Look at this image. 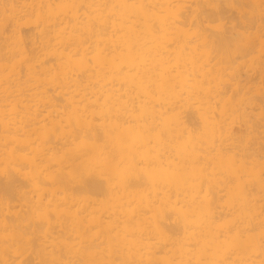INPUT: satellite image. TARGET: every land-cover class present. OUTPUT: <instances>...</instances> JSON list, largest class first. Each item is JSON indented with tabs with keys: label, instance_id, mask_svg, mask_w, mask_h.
Returning a JSON list of instances; mask_svg holds the SVG:
<instances>
[{
	"label": "bare ground",
	"instance_id": "bare-ground-1",
	"mask_svg": "<svg viewBox=\"0 0 264 264\" xmlns=\"http://www.w3.org/2000/svg\"><path fill=\"white\" fill-rule=\"evenodd\" d=\"M10 1L11 3H8L9 8L3 7V6L0 8L1 10L2 8L8 9V12H10V16L8 17L9 18L11 17V20H10L11 25L7 23L9 26H11L8 32L10 33V36L7 35L9 36V39L6 35L5 37L1 36L4 38H7L9 40V41L5 40V41H8L7 46L9 44L11 46L6 47V44H5V47H6L5 48L4 46L0 44L1 46L0 50H4V49L6 50V52H4L5 54L3 53L2 54L7 55L6 53L8 51H10V53L9 52L8 53L12 54V56H13V53L14 54L21 53V55H23L22 53L26 54V52H28L27 55H29V52H32L31 53L32 56H33V53H35V55L36 53H45L47 55L52 54L51 60H53L54 56L58 60L57 62L58 64H56L58 65L57 66L58 70L56 69L57 75L56 73H53L55 74L54 75L55 77L58 76L57 77L58 79L54 78V80L58 81V82L55 81L57 82V86L59 85L58 86L59 88L57 89L58 91L57 90L56 91L57 93L59 92L58 95L60 94L59 97L62 98L61 100L63 101V104H64L63 106L67 104V106H65L66 109L67 108L70 109L69 106L72 107V109L70 110L74 111L75 109L74 111L76 113L75 117L77 120L79 119L76 122H74L75 119L69 122L71 126L73 122L76 123V128L75 130H73L75 133L74 132L72 133V130L69 129L71 131V134H73L74 136L71 137V142H70V139L64 138L66 141L68 140L69 143L63 142L65 141L64 139L61 140V142L64 145L60 144L62 146H59L58 150L62 149L63 154L61 155L63 156L62 158H64L63 160L65 163V160H67L70 157L69 156L70 153L75 149L74 155L76 157H73V158H76L75 161L77 163H75L74 166H76L77 164V168L79 170V172L77 171V175L79 174L78 176H80V172L82 173L81 176L84 175L85 173L87 174V176H85L86 175L85 174L81 180L79 179L77 180L78 176L73 175V176H77L75 177L76 178L75 180H77V184H76L77 187H73V189L77 188L76 190H81L80 192L90 191L89 195L92 193L96 195L97 192L99 193L100 189L101 191L102 189H104L103 190L104 192L107 191V197H108V199H106L107 202L110 198L114 203V204H111L113 205V207L111 205L110 206L114 208L112 210H115L114 212L112 211V213L114 214L113 216L114 218H112L113 214L112 215L108 214L110 216L109 218L110 220H109L107 218L108 215L106 216L104 213L107 214V212L111 209V207L106 212L105 210H103L104 213L100 211L102 210V208L100 210L98 209L99 210L98 212L96 208V204H97L96 196L92 197V195H90L91 196V197L89 196L90 198H88L87 196L88 199L85 198L84 200L83 198H81V196L80 198L78 197L79 194H76L77 195L76 196L77 198H76L75 196H73L74 195L73 193H69V191H67L68 194L64 198H62L61 195H56L60 197L59 198L56 197L57 199H55L52 196V198L49 199V201L51 200L52 202V199L54 198L57 201V203H59L55 205L56 203L53 201L54 203L52 205H54V207L52 208L53 210H50V211H47L49 209V208L47 209V206L49 204L44 208L42 207V205H41L42 208L39 205V209H38L37 205L33 204L34 203L33 201L32 205H35L33 208L35 210V207H37L36 211L38 212V213L37 212L35 213H37L38 217L43 218V219L41 218L38 219L36 217L38 223L36 222V220L34 223L39 224V221L41 222V220H44L46 221V224H47V222H49L48 216H51L50 215L51 213L53 217H55L54 214L58 215L57 216L58 218L59 215L61 216L64 212H66L67 209H64L65 210L64 211L63 208H68L70 210L69 207L72 208V206L76 204V203L75 204L73 203V201H75L74 199H76L75 202H77V200L78 202L81 200L82 201L84 200V203L82 201L79 202V203H83V205L82 204L80 205L81 206L80 208H84L82 210L79 208L80 213L79 211L78 213L81 215V217L79 214L78 216L76 212H74L75 210L78 209V208L77 209L75 208L77 207V205L79 206V203H77V205L73 207L74 210H71L74 213L73 214L69 213V214L78 216V217L76 216L75 217L73 216V217L75 219L78 218L77 220H75L74 223H76V221L79 222L78 224L79 226L77 227L78 230L75 229L76 232L78 231L82 234L80 235L79 233V236H83L85 232L84 233L82 232L84 230L87 232L86 229L82 230V227L83 228L86 227L87 229L90 227L89 229H91V226L93 227L96 226L97 222L100 220V219L98 220L97 218L98 216L97 213H100V212H102L103 214L100 216L102 222L101 224H98L99 226L100 225L103 226L102 223L106 217L105 220L108 219L109 224L113 220H114V223L113 222L112 223L115 226L118 225L119 222H121L122 229L117 226L118 228L115 227L116 230H114L115 228L113 229L115 232L117 231V229H121L128 234L126 236V234L119 232V233H122V235L123 234L124 235L121 236L119 234L120 239L119 238L114 239L117 242H114V240H112L113 237L112 238L109 237L113 241L112 242L111 240H109L107 243L108 245L106 244L108 246L109 251L108 249H106V247L104 248V250L106 249L107 253L105 251H102L103 254L106 253L108 255L107 256L105 254L104 256L106 257L101 256L102 254H100V252L98 253L97 240H96L97 244H95L94 242L95 234H94L93 242H92V239L88 237L89 233H85L84 236L86 237V234L88 235L86 239L90 241V244L88 243V241L85 242V244L88 243V245H84V243H82L86 241V239L83 236L82 238L83 240L84 239L85 240L80 241L81 244L83 245H78L79 246L78 251L76 249L78 253L74 252L76 253L74 255H72L73 252L72 253L70 252L71 255H69V253L68 254L59 253L60 252L59 248H58L59 252L55 254L57 252V247L59 246L58 245L59 243H56L58 246L56 245V248H55L51 245L48 247L46 244L47 242L43 244L40 242L42 246H45V244L47 246V250L44 249L45 247L42 248V250L49 251V249L51 248V250L52 251L54 250L55 253H51V255L49 256H45V255L42 256V254L40 253L42 251L41 250L40 252L38 251L41 254V256L40 254L37 255L38 256L37 258H34L33 256V259L30 258L32 257L31 256L32 254L31 255L29 254L30 255V257L28 256L29 258L27 256L26 257L24 256L25 249L21 248V247H24L21 244L22 242L21 239H20L21 242L18 241L20 242V246L19 244H16V243L14 245V243L12 242L11 244H13V247L17 245L16 247L21 248V251L23 250V253L21 251H18L17 253L16 247H14L16 248L15 250L13 249L11 244H9L11 245L9 246L7 242L5 243L3 242L4 240H2L0 241L1 248L3 247L2 250L4 249L5 251L6 248H8V250L11 249L10 252H12V249H13L16 251L14 253L17 255L8 254L9 252L7 250H6L7 251V254H6V251L4 252L1 250L0 251V264H264V56H262L264 55V0H10ZM231 43H233L236 46V47L235 46L233 47H235V51H237V53L235 51L233 52L234 49H232ZM7 48H9V50ZM254 51H258L259 54H256L257 52H255L256 55L253 56L252 53ZM0 54H1V51H0ZM39 55L37 54L36 56L39 57ZM22 58L23 56L21 57L20 60H22ZM29 60L31 61V59ZM2 62H3V59H2ZM13 62L14 63L17 62L18 64L13 63L15 65L14 66L10 63L6 66L5 63L2 64L0 62V64H2L1 68H3V65H4V67H7L8 71L12 75L15 70L16 71L18 70V68L13 70L14 67H17L19 65V62L17 60H14ZM52 62L50 63L52 64ZM30 63H34V62H30ZM8 66L11 67L10 70ZM31 66L32 64L30 65V67ZM33 66L35 67V69L37 68L36 65H33ZM11 70H13L12 71L13 73H11ZM44 71L45 70L43 69V71L41 72L44 73ZM50 71L51 70H49V72ZM52 72L53 71H51V73ZM4 73L8 75L7 77L11 76L10 74H8V72L7 73L4 72ZM22 73L23 72H21V74ZM3 76L5 75L3 74L2 77ZM18 76L21 77L22 75L21 76L17 75V77ZM31 76L33 75H30V77ZM45 76L43 78L42 77L40 78V72H39L40 79H38L37 77L35 78V76L32 77V79L34 80L35 78V80L40 82L38 83L37 81H34L35 83H37L38 86L39 84L46 85V83L48 84L49 81L48 82L46 81L48 78H45ZM23 80L24 78L22 79V81ZM50 83L52 84V82ZM17 85L19 86V84ZM33 87H36V85ZM21 88H22V92H24V89L22 86L18 89H21ZM43 89H44V86H43ZM43 89H41V93L47 94V91H48L47 88H45L46 90L45 89L43 90ZM4 92H7V91H4ZM11 92H8V93H11ZM36 94L38 93H34V95ZM42 94L41 95L38 94V95L42 97V99L44 100L45 98H43L44 96H42ZM14 96H15L14 101L16 100L17 102L18 99H15L16 95ZM26 96H29V94ZM26 96L25 97L22 96V97L26 99ZM42 99L39 98V100H42ZM62 101H60V103H62ZM22 102L20 103L23 104ZM35 102L37 103V101ZM49 102H52V101L49 100ZM117 102L119 104H124L123 107L125 106L128 109L127 110L124 107L125 109H123V114L125 113L130 114V112H127V111H129V109L131 110V106H132V109H135L136 107L138 109L137 111H139V112H135L136 109L133 110L136 113V115L138 114L139 115L138 117L142 116V118H138V119H141L140 123H138L136 120H135L136 122L134 121L135 122L133 123L134 126L127 125V124H132L130 122L131 121L133 122L134 119H137L134 117L136 116L134 112H132L134 114L133 115L134 119L133 117L131 118V116L128 118V120L132 119L131 121L126 120L128 115L126 117L125 116L122 117L123 122H126V121L129 122V123L126 122V124L124 123L125 126L123 125V122H121L122 120L121 118L119 121L120 123H122L121 126L126 127L125 129L127 130V132L130 129H132L133 131V129L135 130L137 128L139 133H140V130H141V134L142 132L144 133L145 138H143L144 139L143 140L140 137L142 141L139 144L140 146L138 148L142 149L144 147V149H146L147 152L146 150L142 151L143 150L142 149L141 151L145 152V154L141 152L142 154H140L141 156L139 155L140 157L139 159L141 160L142 159L141 157L144 158V156L148 157V155L151 154L150 153L151 151L148 153L150 149L153 150L152 152H154L155 154V157H154L155 164L154 165L156 166H153V167L150 166V168L153 169L152 170L153 172L152 173L150 172L151 174L147 172L146 171L147 169L144 167L146 166V162H145L146 160L144 161L143 159V162L145 164L142 167H144V170L148 174L145 173V171L142 169L141 167L142 164L140 165L141 169L144 171L141 177L148 180V182L151 181V183L152 182L154 183L152 178H154L157 174H159L157 176L158 178L155 177L156 182L154 183L155 184L154 186H153V183L151 184L149 182V184L152 185L150 186L151 189H154L153 191H155L153 194L155 196L154 201L151 200L152 197L149 199L150 201H152L151 202L152 205L147 199L149 198L148 195L149 193H151L152 190L150 189V192L147 195V192H148L147 189H149L150 187L146 188V186L148 185L146 183L147 181L144 179H143L145 181L144 184H146L145 187L142 185L144 182L143 181L140 183V187H142V189L138 188L139 187L138 178H140V175L137 174L139 177L134 174L132 175V172H133V169L131 167L132 163H129L130 160H129V157H127V155L125 156L128 158L129 161L123 164L126 170L124 171L127 172V169L131 167L130 169H132V171L129 170L131 175L134 176V178L138 177L137 178L138 180L135 178L136 181L133 179H130L128 181L126 180L127 182L125 183L122 182L123 180L125 181V178L127 179L128 177L130 178L132 176L130 175L125 176L126 173L122 171L123 169L121 170V168H119L121 170V171L119 170V172L120 173L122 172L121 175L125 177L124 179H121L122 181L120 182L122 183L118 184L116 188L112 182L110 183L111 180L108 179V177L104 174L105 172V169H104V172L102 173L103 174L102 177L106 176L104 180L108 179L109 182L108 181L107 182L110 183V186L113 185L114 190L117 189L115 191L112 189L109 190L106 187V186L109 187V185H105V187L109 190L110 195H108V190L106 188H101L104 186V183L106 181L105 182L102 181L101 183L100 181L101 178L97 177L99 172L97 171L98 169L96 167L98 166L99 161L101 164L103 161L99 159V157H101L102 155L101 154L102 148L106 144V142H109V143L111 142L110 139L113 137H109L110 135H112L109 133L111 131L115 132L114 124L118 122L115 120L116 123L114 124L111 123V121H109V118L111 117H109L110 115L107 113L108 111L106 112L105 110H108V108H110L109 106H111V108L109 109L110 110L109 113L113 112L114 114L112 113L111 116L113 117L114 115V118H116L115 117L116 114L114 112L115 107L113 105L114 104L117 105L118 104ZM11 103L12 102H10V104ZM26 104H23V105H26ZM12 105L13 107L15 106L14 104ZM17 106H18V102H17L16 108L17 110H19L18 108L20 107L19 106L17 107ZM28 106L30 107V104L26 106L27 109H29ZM36 106H40V105L38 104ZM116 108H118V105L116 106ZM66 109H64L65 112L63 113H66ZM111 109H112V112H111ZM139 109L141 110V112ZM40 110L38 107V111ZM124 110L125 111L127 110V111L124 112ZM13 111H14V108H13ZM103 111L105 112L103 113ZM121 111H122V106H121ZM13 113L15 114V111ZM18 113L20 112L18 111ZM106 113L109 116L103 115ZM21 114L22 113H20L19 115ZM24 115L27 116L26 114ZM101 115L107 116L108 121L106 120V117L104 121L106 120L109 123L107 124L102 123L101 120L103 118L97 121L96 118L98 119V117H100ZM24 118H27V117H24ZM114 118H111V119H114ZM63 119H61L62 122H63ZM21 120H23L20 122L21 124L22 122L26 121L25 119H21ZM68 121L69 119L67 120V122ZM12 122L15 123L14 121ZM74 123L73 125L75 126ZM31 124L29 123V125L33 126L34 122ZM63 124L61 128H64ZM117 124L115 126H117ZM5 125L6 124H4V126ZM25 125L28 127V123ZM66 125H67V128H69L67 123ZM4 126L2 127L4 128ZM121 126H120V129H121ZM22 127H23V124H22ZM2 130L4 131V129ZM34 130L36 134L37 133L36 125L34 126ZM121 130H120V133H121ZM11 131H13V129ZM42 131L41 133L38 131V134L39 133L44 134L42 133ZM64 131H62V133L66 132ZM24 133L26 134V132ZM102 133L105 134L106 137L109 135L108 139L110 138L109 139L110 141L107 140L105 144L103 143L105 138L104 139H101L102 137L100 138V135ZM65 134L64 136H66ZM141 134L139 135L138 132L136 133L137 136L138 135L142 136ZM22 135L23 134H21L20 136ZM67 135H70V133ZM223 135H225V137L228 135L226 139L225 137H223L224 140L227 141L229 136H231L232 138L230 140L231 141L233 140L232 142L228 140L227 142H230V143H227V145L224 144L226 145V147L222 144V142L223 143L226 142V141H222L221 136ZM114 136L116 137V135ZM122 136H125V133ZM132 136L134 137L133 133H132ZM27 137L28 136H26V140L29 139V137L28 138ZM37 137L40 138L39 136ZM61 137H63V134ZM14 138L12 139L10 138V140L13 141ZM66 138H68V136H66ZM72 138H74L75 141L77 140L78 141L74 142L73 144ZM119 138H120L119 143L121 144L123 143V145L126 142L128 143V140L132 141L131 139H129L131 138L130 136L128 137V139L124 138L127 141L123 139V141L125 142L121 141V135H119ZM135 138L136 137H134V139ZM115 139H117L116 140V143H117L118 137ZM134 139L132 143L136 144L135 141L137 140L134 141ZM217 139H221V140L217 141ZM32 140L33 139L31 137L30 141L32 142ZM101 140H103V142ZM139 140L140 139H138V141ZM166 140L170 141L171 145H170V142L168 143L166 142ZM31 142H30V145L33 144ZM35 142L34 144L36 145L37 143ZM202 142H203V146L200 144ZM206 142L209 144L210 142H213L212 144L216 143L219 148H221V146H224V149H223L224 151L226 149L225 153L222 152L223 153L222 155L221 153H218L219 156L218 157L215 156L217 157V159L215 158V160H217L216 164H218L220 167L218 166L217 168V165L215 163L214 164L216 165V168L218 170H220L221 168V170L223 169L224 171L222 172L220 170L221 173L220 172L219 173L221 175L219 176V179L223 177L222 174L223 175L225 174L224 178H222L221 180L223 181V183L225 182L226 187L224 186V184L223 185L219 184L220 187L223 186L221 189L225 192V190L223 189L225 188L227 191L225 193H228V194H231L232 192L234 193V196H233L234 200H232L233 197L230 196L232 198L231 200L234 201V203L230 201V203H232L230 206L232 205L233 206L231 208L228 207L229 208L228 211H224L222 209V206L224 204L225 205L229 204L228 203L229 197H227L229 195H226L228 199L223 198V197L220 198L221 196H223L224 192L222 193L221 191H219L220 187L218 186L217 183L220 180L216 181L218 170L216 171L217 173L212 170L213 162H215L214 158H213L214 161L211 160L212 164H209L211 165V167L209 166V170L213 171L212 174L214 175V173H216L215 174L216 176H212L211 174L212 178H210V176H208L207 174L208 165L205 167L207 163L203 165L205 162H202L205 154L207 153V151H205L206 150L205 148H207L205 146L208 145ZM4 143L5 141H3V146H5ZM219 143H221V146L219 145ZM24 144H25V141L23 145ZM34 144L32 145L34 146L33 148L38 149V147H40V153H41V150H43L42 148L44 147H41V146L35 147ZM72 144L74 145L73 147L70 146ZM128 144H131V142H129ZM151 144H153V146ZM166 144H167V149H169L168 151L170 152H168L167 149L165 148ZM11 145L13 144L11 143ZM38 145H39V142H38ZM123 145L121 146L124 147ZM210 145H208V148H207V150L209 151L211 150L210 153L214 152V149L215 150L219 149V148H216L217 145L215 144L214 145L216 147L214 149H213L214 145L213 147L212 146L210 147ZM27 146L29 147V144ZM50 146H52V144H49V147ZM113 146L114 147H112V145L107 146L110 148L109 150L107 148L108 155H110V150H114V149H111V147L115 148L116 146L118 147L119 145H116V146L113 145ZM52 147H53V151L49 150L51 152H47L46 150L45 151L46 154L47 153L52 154L53 152V154L55 155L56 150H54L55 149L54 145ZM122 147L119 146L118 150L120 151V148H121V151H122V149H124ZM134 147L135 146L130 148L128 146V148L126 149L130 148L129 150H132ZM209 147L211 149H209ZM104 148H103V151H104ZM116 148L115 150H117ZM37 149H36L37 157H35L34 155L36 159L40 158L38 157L39 153ZM126 149L123 151L127 152ZM139 149L137 150L138 153H139ZM201 149H203L204 151ZM115 150L112 151V154L115 153ZM129 150L127 154H129L132 157V154H130ZM165 150L168 152V154H165ZM199 150L202 154L201 153L198 154ZM3 151H1V153ZM5 151L3 152L4 154L6 153ZM134 151L135 153L137 152L135 148H134ZM217 151L218 150H216L215 152L216 154L214 153L213 155H217ZM107 153L105 155H107ZM138 153H136L137 159L133 158L135 155L132 157V159H136L134 160L135 163L138 160V156H137ZM147 153L148 155H146ZM210 153L209 155H206L205 157L206 161L209 160V158L213 157L212 154L210 157ZM46 154L43 153V155L45 156L41 154L44 160H45L44 157H47ZM66 154H69L68 158ZM104 154L103 156H105ZM116 154L117 153H115V155ZM200 155H204L202 159H201L202 156ZM72 156L73 155H71L69 160L72 158ZM153 156L154 155L152 153L151 157ZM108 157L106 158L105 156L104 158L106 159L105 160L106 162L103 161L107 163L106 166H108V164L110 163H113L112 165H115V167L116 165H117V168L121 167L119 166V164L121 165L122 160L115 162L117 158L113 157L112 155L110 157H112L111 159L115 158L113 160L115 163L112 162V160H110V163H109L108 161L110 158ZM198 157L201 159V162ZM13 158L18 160L16 157H13ZM2 159H6V158L2 157ZM15 159L14 161H16ZM29 160H32V159H29ZM48 160L46 161L48 162ZM4 161L5 160H2V163ZM40 161H37V163L35 164L36 168L39 167L38 165H41L42 162L39 164ZM153 161H149V162H153ZM5 162H7V160ZM35 162L31 161L30 163L34 164ZM59 162H58V165H59ZM2 163L0 160V164H1L0 166H2ZM9 163H11L10 160H9ZM49 163L51 164V162ZM50 164L48 165V168ZM139 164L140 163H138V165ZM147 164L152 165L151 163H147ZM6 165H10V164H6ZM68 165L70 168L71 166L70 163ZM65 166L67 165L65 164ZM61 167L59 168L62 169L63 167L62 168ZM133 167H135V165ZM146 167H149V166H146ZM154 167L155 169H157L156 167H158L157 171L159 172V173H156L155 175L153 174L155 173ZM136 168L138 169V167ZM7 169H9V167ZM93 170H94V173L91 172ZM142 170L138 172L142 173L143 172ZM30 171H33V169H31ZM82 171H84L85 173L83 174ZM114 171L115 170H113V172ZM35 172L33 171L31 173L33 174ZM62 172H65V171H63L62 169ZM91 173L96 176L91 175ZM120 173H118V175ZM209 173H211V171H209ZM24 174L25 173H23L22 175ZM70 174H73V173H70ZM68 175L69 174H67V176ZM127 175H128V172H127ZM54 176H55V173H54ZM27 177L24 178V180L27 179ZM148 177H151V178L149 179ZM214 177H215V180L212 181ZM142 178H140L141 181H142ZM5 179H9V178L6 177ZM54 179H56V177ZM115 179H117V176ZM67 180H68V177H67ZM75 180H73V183L76 182ZM222 181H220L219 183H221ZM14 182H16V180ZM135 183L138 187L134 185ZM14 184L10 181L8 185L10 187L17 186ZM59 184H60V181H59ZM43 185H44V182H43ZM49 185L47 187L44 185V187H46L45 189H47L46 192L50 190L53 192L54 189L56 190V186H53L55 188L53 187L50 188ZM73 185L75 186V184ZM133 185H134V188H133ZM216 186H218L217 187L218 190ZM18 187H21V185ZM143 187H144V190L146 188L147 190L146 192L143 190ZM68 188L70 190V188H72V185L71 183L69 185L66 179H64V181L62 179V186L60 187L59 185L57 186V189L64 190V191L68 190ZM137 189H140V190H137ZM9 190L11 191L10 188ZM17 190L15 191L17 192ZM33 190H34V187H33ZM7 191H8V188H7ZM57 191L58 190H56V193ZM64 191H63V194H64ZM9 192L5 193V196ZM0 193H2V191ZM220 193H222V195H220ZM70 194H73L72 196L75 197L72 201L73 205L71 203V206L69 205L70 201L72 200L70 199L72 198L69 196ZM51 195L55 196V193ZM51 195L49 192L50 197ZM99 195L97 196V200L100 199V198L98 199ZM103 195L104 194H102L100 197H103ZM150 195L152 196V193ZM104 196L106 197V194ZM60 198H61V201L59 200ZM102 199H104V197ZM223 199L225 200L223 201ZM2 200L0 197V204ZM86 200H89L91 203L89 202L90 203L89 204L87 201L86 202L87 204H86L85 203ZM220 200L223 203H221ZM225 201L226 203H224ZM9 202H10V199H9ZM39 202H40V199H39ZM61 202L62 204L64 203V205L60 204ZM100 202L103 204L105 203L104 201H100ZM111 202L109 201L106 204H109ZM144 202H146V204ZM134 203H135V206H132ZM2 204L5 206L6 202L4 204V200H3ZM103 204H101L100 207H103ZM3 205H0V208L2 207L4 208ZM8 205L9 204H7L6 206ZM15 205L16 203L14 204V206ZM52 205L50 204V206ZM59 205H62V207L63 206L64 207L60 209ZM98 205L99 204H97V206ZM107 206L108 205L104 207H107ZM145 206L147 208H145ZM223 208L227 209V207H224V206ZM12 210H10L11 213L8 210L9 215L12 214ZM4 211H6V209ZM17 211L15 209L13 213L14 215L15 213L16 214L18 213L16 216L19 215V212ZM60 211H64V212L61 213ZM33 212H34L33 210L29 212L30 215ZM121 213H124L122 215L124 219L123 218L121 219L120 217ZM25 214H23V216L27 215ZM145 214L146 215L149 214V215H147L146 217ZM66 215H68L67 212H66ZM103 215H105L104 218H102ZM32 216L31 218H34ZM8 218L10 219V217ZM142 219L146 220L147 222H149V224L152 225L151 227H148L147 225L149 224H147L146 225L147 228L144 227L145 230L146 229L148 230V228L149 230L150 228H153V230L152 229L151 230H152V235L154 236H151L150 240L143 239L144 237L143 235H142L143 237L138 236V239L141 238L142 240L133 239L134 234L131 233L133 231L130 226L138 224V222H140L138 220L142 221ZM2 220L4 221L3 218ZM2 220H0V223H2L1 222ZM32 220L34 221V219ZM7 222H8V219H6L5 225H8L9 222L8 223ZM116 222L118 223L116 224ZM12 223H14V221ZM74 223L72 222V224ZM85 223H87V225H85ZM144 223L145 221L143 222L141 227L144 225ZM3 224L4 222L2 223V226H4ZM29 224H31V222ZM72 224L70 222V225ZM28 225H27V228L30 226ZM40 225H45V223L39 224V227ZM17 226L18 225L16 224L15 228H17ZM67 226H69V224ZM74 226H77V224H75ZM101 226L100 228H102ZM108 226H111V225H108ZM5 227L7 226H4V228ZM43 227L45 226H41V228ZM35 228H34V231L38 229L37 228L35 230ZM11 229H12V226H11ZM102 229H105V228H102ZM7 230L9 229H6V231ZM25 230L23 231V234H25ZM97 230H101V229H97ZM97 230L95 228V230L91 232H94ZM12 231H11V235L10 233L5 234L6 236L2 234L1 235L3 237L5 236L6 237V238L4 237L5 239H7L9 235V238H8L9 240L13 235L12 233H14V231L13 232ZM111 231L112 230L108 231L107 233H110ZM16 232L17 231H15V234ZM101 232L102 231H100V234ZM17 233L19 234V232ZM35 233L38 234V231H36ZM97 233L99 232L97 231ZM105 233L103 230V234ZM15 234L12 237L14 238V240L17 239V237H19V236H16L17 234L16 235ZM103 234L100 237H102ZM111 234H114V233H110V235ZM72 235L76 236V234H72ZM91 235H93V233ZM128 235H130V237ZM135 235L137 237V233ZM26 236L28 237V239L31 237V236L29 237L28 235ZM106 236L108 235H105V237ZM113 236H116V235L114 234ZM98 237L99 235L98 236L96 235L97 239ZM22 238L24 239V236ZM40 238L41 237H38V239ZM35 239H33L34 241L32 240V242L34 245L35 244L37 245V243H34L36 242ZM77 239L80 240L79 238ZM100 239L98 241H100ZM17 240H19V238ZM47 240L49 241V239ZM68 240H70V238ZM75 240L76 239H74L73 241ZM13 242H16V241H13ZM29 242H27V245L29 244ZM32 242H30L31 246H32L31 244ZM75 242H77V240ZM80 242L78 241V244ZM91 242L94 244H92ZM100 242L102 244V241ZM4 243L8 246H6ZM68 243L72 244L73 242L71 243L68 242ZM68 243H66L65 246L68 245ZM34 245L32 247L35 248ZM41 245L39 244L37 246L40 247ZM52 245L54 244L52 243ZM72 245L71 246L69 245L70 248L68 246L66 247L72 250V248L74 247V246L72 247ZM74 245H76L75 247H77L76 243ZM106 245H102V246H106ZM102 246H99L100 249L102 248ZM60 248L62 249V246ZM29 249L31 250L33 248L29 246ZM51 250L49 252L43 251V253L49 254L50 252H52ZM62 251L66 252L65 249H62L61 252ZM29 252L31 253L33 252V250ZM108 252L110 253L108 254ZM36 254L34 253V255ZM18 255L19 256L23 255V256H21L22 258H17L16 256Z\"/></svg>",
	"mask_w": 264,
	"mask_h": 264
},
{
	"label": "rangeland",
	"instance_id": "rangeland-1",
	"mask_svg": "<svg viewBox=\"0 0 264 264\" xmlns=\"http://www.w3.org/2000/svg\"><path fill=\"white\" fill-rule=\"evenodd\" d=\"M0 2H1V4H0V5H1L0 8H1L2 6H3V7H7V8H9V4H8V3H11L10 0H0ZM2 4H3V5H2ZM5 9H6V8H5ZM5 9H4V8H2V10L0 9V31H1V32H0V44H1L2 46H4V47H5V44H6V47H8V46H11L10 44L7 46V43H8V41H9L8 39H9V36H10V33H8V32H9V30H10V28H11V26H9L8 24L11 25V21H10V20H11V17H10V18L8 17V16H10V12H8V9H6V10H5ZM6 11H7V12H6ZM2 12H3V13H2ZM4 13H5V14H4ZM6 13H7V14H6ZM1 14H2V15H1ZM8 14H9V15H8ZM5 15H6L7 17H6ZM6 19H7V20H6ZM8 19H9V20H8ZM5 20H6V21H5ZM2 23H3V24H2ZM7 23H8V24H7ZM49 23H50V21H49ZM5 25H6V26H5ZM4 27H5V29H4ZM7 29H8V30H7ZM2 30H3V32H2ZM5 35H6V36L9 35V36H7L8 39H7V38H4ZM1 36H4V37H1ZM10 39H11V38H10ZM5 40H8V41H5ZM2 41H3V42H2ZM4 42H5V43H4ZM9 43H11V42H9ZM233 43H234V42H233ZM233 43H231L232 46H231V45H230V46L232 47V49H234V50H233V52H234V51H235V47H236L235 45H236V44L234 43V44H235V45H234ZM236 43H237V42H236ZM233 46H235V47H233ZM4 47H3V48H4ZM6 47H5V48H6ZM0 48H1V46H0ZM9 48H10V47H9ZM9 48H7V49L9 50ZM236 50H237V49H236ZM238 50H239V49H238ZM0 51H1V54H0V55H1L2 59H3V62H4V60H5L4 63H5L6 66H7L8 64H10V63H11L12 65H14L15 63L18 64L17 62L14 63V62H13L14 60H17V61L19 62V65H18L17 67H14V69H13V70H15V69L18 68L19 71L17 70V71H18V72H17V71L15 70L16 73H15V71H14V73H13V72H12L13 70H11V73H13V74L11 75L10 72L8 71V68H7V67H4V65H3L4 70H3V68H1V67H2V64H4V63L2 62V59H1V57H0V59H1L0 62L2 63V64H0V65H1V66H0V92H1V93H0V99H1V100H0V105H1V106H0V117L2 116V117L0 118V119H2V120H0V133H1V134H0V142H1V143H0V155H1L0 160H1V163H2V160H5V161L7 160V162L4 161V162L2 163V166H0V168H1V169H0V192L2 191V193H0V197H1V200H2V198H3V200H4V204H5V202H6L5 206H6L7 204H9L8 206L5 207V206L2 204V203H3V200H2V202H1V204H0V205H3V206H4V208H3L2 206H1L2 208H0V212L3 211V212H1L2 214L0 213V214H1V215H0V220H2V218H3L4 221L2 220L1 222H2V223L4 222L3 225H4V226H7V227L4 228V226H2V223H0V227L2 226V227L0 228V241L4 240L3 242H5V243L7 242L8 245L11 244V242L14 243V245H15V243H16V244H19V246H20V242L22 241L21 244H22V246H24V247H21V248L25 249V251H24V253H25L24 256H25V257H26V256H27V257H28V256L30 257V255L32 254V255H31L32 257H30V258L33 259V256H34V258H37V257H38L37 255H39L40 253L42 254V256H43V255H45V256H49V255H51V253H55V251L53 250V251H54V252H53V251L51 250V248L49 249V251L51 250L52 252H50L49 254H48V253L45 254V253H43V251L47 250V246L49 247L50 245L56 248V245H57L56 243H59V244H58L59 246L57 245V246H58V247H57V252H56L55 254H57V253L60 251L59 253H62V254H63V253L68 254V253H69V255H71L70 252H71V253L73 252L72 255H74V254L78 253V252H77V251H78V248H79L78 245H83V244H81V242H80L81 240H83L82 237L85 235V233H89V234H88L89 236L86 234V237L84 236V238L86 239L87 236H88L89 238L92 239V242H93V237H94V234H95L94 242H95V244L98 243V244H97V245H98V253L100 252V254H102L101 256H104V255L107 253V251H106V249H108V246H107L108 244H107V243H108L109 240H111L110 238L113 237L112 240H114L115 238H119L120 235L123 236L124 234H126V236H127L128 233H126V232H124L123 230H121V229H122L121 222L118 221L120 224H119L118 222H116V224L118 223V225H116V226L113 224V223H114V220H113L112 218H114V217H113L114 214L112 213V211L114 212L115 210H112V209H114V208H112L113 205H111V204H114V203H113V201L109 198L108 202H109V201H110V202L112 201V202L109 203V204H106V203H108L107 200H106V199H108V197H107V191H105V192H106V193H105V192L103 191L104 189H102V191H101V189H100V190H99V193L97 192L96 195H95L94 193H92V194H90V195H92V197L96 196V201H97L96 203L99 204L98 206H97V204H96V208H97V210H98V209L100 210V209L102 208V210H100V211L103 212V210H105V212H106V211H108V210L110 209V207L112 206L111 209L107 212V214L104 213V212H103V213H104L106 216H107L108 214H111V215L113 214V215H112V218H111L113 221H111L110 224L108 223V221L110 220V219H109L110 216L108 215L107 218H108L109 220H108V219L105 220V219H106V217H105V219L103 220V223H102L103 226L100 225L102 228H105V229L100 228V226H99L98 224H101L102 221H101V217H100V216L103 214L102 212H100V213H97V215H98L97 218H98V220H99V219H100V220L97 222V224H96L95 227L91 226V229L94 228L93 230H95V228H96V230H97V229H101V230H97L99 233H97V231H94L95 233H94V232H91V231H93V230L89 229L90 227H89L88 229H87L86 227H84V228L82 227V230H83V229H86V230H87V232H86L85 230L82 232V233L85 232V233L83 234V236H79V233H80V232H78V231L76 232V231H75V229L78 230L77 227L79 226V225H78L79 222H77V221H76V223H74V222H75V220H77L78 218L75 219L74 217H75L76 215L74 216V215H71V214H69V213H72V214H73L74 212H76V214L78 215V214L80 213V209H81V210L84 209V208H80V207H81L80 205H81V204L83 205L84 200H85V198H87V196H88V198H90L91 196L89 195L90 191H84V192L82 191V192H80L81 190H76L77 188H76V189H73V187H77V186H76V184H77V180H78V179L81 180L82 177L86 174L84 171H82L83 174L85 173L84 175L81 176V174H82L81 172H80V176H78L79 174L77 175V171L79 172V170H78V168H77V164H76V166H74L75 163H77V162L75 161L76 158H73V157H76V156L74 155V153H75L74 150H75V149H74L72 152L70 151V152H71L70 155H69V154H66V155H67V158H68L69 156L71 157V155H73L72 158H71L70 160H71V161L73 160L72 163H74V164H72L71 161L69 160L70 157L67 159V160L69 161L70 165L72 164V165L70 166V168H69V165H68L69 163H68L67 160H65V163H64V160H63L64 158H62L63 156L61 155V154H63V153H62V149H61V147H60L61 150H58V149H59V146H62V145H60V144H63V143L61 142V140H63L64 138H65V139H70V142H71V137H73L74 135L71 134V131H70L69 129H71V130H72V133H73V132H74L73 130H75V128H76V123H74V122H76V121L79 120V119L77 120L76 117H75V115H76V113L74 112L75 109H74V111H73V110H70V109H72L71 106H69L70 109H69V108L66 109L65 106H67V104L65 103L66 105L63 106L64 104H63V101L61 100L62 98L59 97V95H60V94L58 95L59 92L57 93V91H58L57 89L59 88V87H58L59 85L57 86V82H58V81H57V80H54V78L56 79L58 76L55 77V76H54L55 74H53V73H56V75H57V71H56V69L58 70V68H57L58 65H56V64H58V63H57L58 60L55 58L54 55H53V56H54L55 59L53 58V60H51V59H52V54L47 55V54H45V53H36V55H37V54H38V55L40 54L39 57H38V56L35 55V53H33V56H34V57H33L32 54H31L32 52H29V55H27L28 52H26V54H25V53H22L23 55H21V53H20V54H19V53H17V54H14V53H13V56H12V54H9L10 51H8L9 53H8V52L6 53L7 55H3V54H5L4 52H6L5 49H4V50H0ZM235 52L237 53V51H235ZM255 52H257L256 54H259L258 51H254V52L252 53L253 56L256 55ZM2 53H3V54H2ZM11 53H12V52H11ZM18 54H19V55H18ZM24 54H25V55H24ZM42 54H44V55H42ZM238 54H239V53H238ZM262 54H263V53H262ZM20 55H21V56H20ZM22 56H23V58H22V60H20ZM35 56H36L37 58H36ZM40 56H42V57H40ZM260 56H261V55H260ZM260 56H259V58H260ZM262 56H264V55H262ZM262 56H261V57H262ZM6 57H7V58H6ZM9 57H10V59H9ZM29 57H30V58H29ZM31 57H32L33 59H32ZM11 58H12V59H11ZM15 58H16V59H15ZM25 58H26V60H25ZM35 58H36V59H35ZM47 58H48V59H47ZM256 58H258V57H256ZM8 59H9V60H8ZM18 59H19V60H18ZM27 59H28V60H27ZM29 59H31V61H30ZM34 59H35V60H34ZM38 59H39V60H38ZM49 59H50V60H49ZM12 60H13V61H12ZM23 60H24V61H23ZM37 60H38V61H37ZM43 60H44V61H43ZM45 60H46V61H45ZM6 61H8V62H6ZM11 61H12V62H11ZM26 61H27V62H26ZM29 61H30V62H34V63H30ZM41 61H42V62H41ZM47 61H48V62H47ZM52 61H54V62H52ZM46 62H47V63H46ZM50 62H52V64H51ZM13 63H14V64H13ZM25 63H26V64H25ZM27 63H29V64H27ZM53 63H55V64H53ZM23 64H24L25 66H24ZM31 64H32V66H33V65H36L37 68L35 69L34 66H33V68H32V66L30 67ZM45 64H46V65H45ZM12 65H11V66H12ZM54 65H55V66H54ZM14 66H15V65H14ZM38 66H39V67H38ZM43 66H44V68H43ZM47 66H48V67H47ZM8 67H9V66H8ZM22 67H23V68H22ZM41 67H42V68H41ZM6 68H7V69H6ZM10 68H11V67H9V70H10ZM12 68H13V67H12ZM19 68H20V69H19ZM39 68H40V69H39ZM48 68H49V69H48ZM50 68H52V69H50ZM54 68H55V69H54ZM5 69H6V70H5ZM21 69H22V70H21ZM26 69H27V70H26ZM33 69H34V70H33ZM43 69L45 70L44 73L41 72V71H43ZM47 69H48V70H47ZM39 70H40V71H39ZM49 70H51V71H53V72L51 73V71L49 72ZM54 70H55V71H54ZM3 71L6 72V73L8 72V74H10L12 77H11V76L7 77L8 75H6ZM20 71L23 72V73L21 74ZM24 71H25V72H24ZM35 72H36V73H35ZM39 72H40V78H41V77L43 78L45 75H46L45 78H48V79L46 80L47 82L49 81L48 84L46 83V85H48V86H46V85H42V84H41V85L39 84V86H38L37 83L34 82V81H37V80H35L36 77H37L38 79H40V78H39ZM2 73L6 76V78H5V76L2 77V75H3ZM26 73H27V74H26ZM34 73H35V74H34ZM41 73H43V74H41ZM47 73H48V74H47ZM50 73H51V74H50ZM17 75H20V76L22 75L23 77H22V76H21V77H19V76L17 77ZM30 75H33V76L30 77ZM15 76H16L17 78H19V79H17ZM27 76H28L30 79H29ZM34 76H35V78H34V80H33L32 77H34ZM52 76H53V77H52ZM10 77H11V78H10ZM51 77H52V79L54 80V82H53V80L51 79ZM7 78H8V80H7ZM23 78H24L23 81H24L25 83L22 81ZM27 78H28V80H27ZM45 78H44V79H45ZM14 79H15V80H14ZM57 79H58V78H57ZM3 80H5V81H3ZM16 80H17V81H16ZM25 80H26V81H25ZM1 81H2V82H1ZM18 81H19V82H18ZM46 81H45V82H46ZM55 81H57V82H55ZM5 82H6V83H5ZM8 82H9V83H8ZM13 82H14V83H13ZM16 82H17V83H16ZM29 82H30L31 84H30ZM37 82L40 83L39 81H37ZM43 82H44V81H43ZM43 82H42V83H43ZM50 82H52V84H51ZM4 83H5V84H4ZM15 83H16V84H15ZM20 83H21V85H20ZM32 83H33V84H32ZM34 83H35L36 87H33V86H35ZM55 83H56V85H55ZM1 84H2V85H1ZM9 84H10V85H9ZM17 84H19V86H18ZM12 85H13V86H12ZM23 85H24L25 87H24ZM29 85H30V86H29ZM53 85H54V86H53ZM3 86L6 87L7 89L4 88ZM21 86L23 87L25 93L22 92V88H21V89H18V88H20ZM26 86H27L28 88H27ZM43 86H44V89L47 88V90H48V91H47V94H46V93H44V94L41 93V89H43ZM45 86H46V87H45ZM50 86H51V87H50ZM52 86H53V87H52ZM29 87H30V88H29ZM10 88H12V89H10ZM54 88H55V89H54ZM4 89H5V90H4ZM13 89H14V90H13ZM16 89H17V90H16ZM26 89H27V90H26ZM30 89H31V90H30ZM36 89H38V90H36ZM44 89H43V90H44ZM9 90H10V91H9ZM18 90H19V91H18ZM45 90H46V89H45ZM56 90H57V91H56ZM2 91H3V92H4V91H7V92H4V93H3ZM11 91H12V92H11ZM35 91H36V92H35ZM8 92H11V93H8ZM13 92H15V93H13ZM5 93H6V94H5ZM34 93H38L39 95L42 94V96H44L43 98H45V99L43 100L42 97H40L38 94L34 95ZM50 93H51V94H50ZM52 93H53V94H52ZM7 94H8V95H7ZM21 94H22V95H21ZM23 94H25V95H23ZM28 94H29V96H26V95H28ZM5 95H6V96H5ZM14 95H16V98H15V99H18L17 102H18V106L20 107V108H18L19 110H17V108H16L17 102H16V100L14 101V97H15ZM18 95H19V96H18ZM47 95H48V96H47ZM1 96H3V97H1ZM11 96H12V97H11ZM22 96H24V97L26 96V99H27L29 102H28L26 99H24V97H22ZM35 96H36V97H35ZM38 96H39V97H38ZM57 96H58V97H57ZM18 97H19L20 99H19ZM2 98H4V99H2ZM22 98H23V99H22ZM31 98L33 99V101H32ZM35 98H36V99H35ZM39 98L42 99V100H39ZM59 98H60V99H59ZM11 99H12L13 101H12ZM3 100H4V101H3ZM7 100H8V101H7ZM10 100H11V101H10ZM19 100H20V102H22V100H23L22 103H23V104H26V103H27V104H26V105H23V104H21V103L19 102ZM34 100L37 101V103H36ZM38 100H39L40 102H39ZM49 100H51L52 102H49ZM54 100H55V101H54ZM26 101H27V102H26ZM41 101H42V102H41ZM60 101H62V103H60ZM10 102H12V103L10 104ZM30 102H31V103H30ZM4 103H5V104H4ZM8 103H9L10 105H9ZM15 103H16V104H15ZM19 103H20V105H19ZM34 103H35V105H34ZM41 103H42V104H41ZM117 103H118V102H117ZM120 103H121V102H120ZM6 104H7L8 106H7ZM12 104H14L15 106L13 107ZM28 104H30V107L28 106L29 109L26 108V106H27ZM38 104H39L40 106H36V105H38ZM56 104H57V105H56ZM59 104H61L63 107H62L61 105H59ZM110 105H112V104H110ZM117 105H118V108H116ZM117 105H116V104L113 105V106L115 107V109L112 107V108L115 110L114 112H115V114H116V115H115L116 118H114V115H113V117L111 116L112 113H113V112H112V109H111V112H112V113H109V112H110L109 109L111 108V106H109L110 108H108V110H105L106 112L108 111L107 113H108L110 116H109L107 113H106V114H103V115H107V116H109V117H111V118H114V119H111V118L108 117V118H109V121H111V123H113V124L116 123V121L119 122V121H120V118L122 119L121 122H123V118H122L123 116L126 117V116L128 115L127 118H126V120H128V118H129L130 116H131V118H132L133 115H134L132 112H134L133 110H135V109H136L135 112H139V111H137L138 109H137L136 107H135V109H132V106H131V110H132V111H131L130 109H129V111H127L128 109L124 106V107L127 109L126 111H127V112H130V114H129V113H127V114L125 113V114H126V115H125V114H123V109H125V108L123 107L124 104H119V103H118ZM18 106H17V107H18ZM22 106H23V108H22ZM24 106H25V107H24ZM32 106H34V107H32ZM60 106H61V107H60ZM121 106H122V111H121ZM38 107H39V110L41 109L40 111H38ZM8 108H9L10 110H9ZM13 108H14L15 114L13 113V112H14V111H13ZM15 108H16V109H15ZM25 108H26V109H25ZM119 108H120V110H119ZM128 108H129V107H128ZM133 108H134V107H133ZM1 109H2V111H1ZM64 109H66V113H63V112H65ZM68 109H69L70 111H69ZM4 110H5L6 112H5ZM28 110H29V111H28ZM34 110H35V112H34ZM62 110H63V111H62ZM139 110H140V109H139ZM7 111H8V112H7ZM10 111H11V112H10ZM18 111H19L20 113H22V114L19 115L20 113H18ZM32 111H33V112H32ZM37 111H38V112H37ZM61 111H62V112H61ZM71 111H72V112H71ZM105 111H103V113H104ZM117 111H118V112H117ZM126 111L124 110V112H126ZM30 112H31V113H30ZM40 112H41V114H40ZM69 112H70V113H69ZM119 112H120V113H119ZM135 112H134V113H135ZM140 112H141V110H140ZM5 113H6L7 115H6ZM8 113L11 114V115H9ZM27 113H28V114H27ZM37 113H38V114H37ZM62 113H63V114H62ZM73 113H74V115H73ZM12 114H13V115H12ZM24 114H26L27 116H25ZM29 114H30V115H29ZM31 114H33V115H31ZM34 114H35V115H34ZM60 114H61V115H60ZM64 114H66V115H64ZM68 114H69V115H68ZM113 114H114V113H113ZM8 115H9V116H8ZM14 115H15L16 117H18V118H16ZM17 115H18V116H17ZM28 115H29V116H28ZM37 115H38V116H37ZM67 115H68L69 117H71V118H69ZM70 115H71V116H70ZM103 115H101L100 117H98V119L96 118V120L99 121V120H101V119L103 118V119L101 120L102 123H104V124L109 123V122H107V121H108L107 116H103ZM135 115H136V113H135ZM22 116L27 117V118H24V117H22ZM33 116H34V117H33ZM39 116H40V118H39ZM65 116H66V117H65ZM72 116H73L74 118H73ZM136 116H137V117H136ZM136 116H134V117L137 118V119H134V117H133V119H134L133 122L131 121L132 119H131V120L129 119L128 121H131L130 123H132V124H127V125H133V126H134L133 123H135L136 121H137L138 123H140V122H141V119H138V118H142L141 114H140L141 117H138V116H139L138 114H137ZM9 117H10V118H9ZM21 117H22V118H21ZM105 117H106V120H107V121H106V120L104 121ZM118 117H119V118H118ZM34 118H35V119H34ZM63 118H64V119H63ZM67 118L69 119L68 122H67V120H68ZM21 119H25V120H26V121H24V122H26V123L22 122L23 127H25V128H23V127H22V124L20 123L21 121H23V120H21ZM27 119H28V121H27ZM32 119H33V121H32ZM38 119H39V121H38ZM59 119H60V120H59ZM61 119H63V122H62ZM66 119H67V120H66ZM73 119H75L74 122H73V123L75 124V126H74L73 123H72V126H73V127H72L71 124H70L69 122H70V121H73ZM110 119H111V120H110ZM118 119H119V120H118ZM115 120H116V121H115ZM126 120H125V121H126ZM135 120H136V121H135ZM12 121H14L15 123H13ZM18 121H19V123H18ZM35 121H36V122H35ZM65 121H66V122H65ZM101 121H100V122H101ZM113 121H114V122H113ZM134 121H135V122H134ZM1 122H2V123H1ZM4 122H5V123H4ZM16 122H17V123H16ZM33 122H34V124H33V126H31V125H32L31 123H33ZM61 122H62V123H61ZM118 122H117V123H118ZM126 122H127V121H126ZM126 122H123V125H124V123L126 124ZM9 123H10V124H9ZM27 123H28V127L25 125V124H27ZM29 123H30L31 125H29ZM37 123H38L39 125H38ZM51 123H52V124H51ZM63 123H64V124H63ZM66 123L68 124V127H69V128H67ZM117 123H116V124H117ZM127 123H129V122H127ZM1 124H2V125H1ZM4 124H6L7 127H6V125L4 126ZM16 124H17V125H16ZM60 124H61V126H60ZM62 124L64 125V128H65L66 130H65L64 128H61V127H62ZM69 124H70V126H69ZM116 124H114V127H115L114 130H115V132L111 131L109 134H112V135H110V136L108 135L109 137H113V138H111V139L109 138V139L111 140V142H113V143L110 142V143H111V144H110L109 142H106V141L109 140V139H108V136L106 137L105 134L102 133V134L104 135V137H103L102 134L100 135V138L102 137L101 139H104V138H105L104 142H103V140H101V141H102L104 144H105V142H106V144H107V145L105 144V145L103 146V148L106 147V148H104V151H105V149H106L105 152L107 153L108 150L110 149V148L107 147V146H111V145H112V147H114L113 145H115V146H116V145H119L120 147H122L121 145H123V143H122V144L119 143V142H120V141H119V139H120V138H119V135H121V141H123L124 138H125V139H126V138L128 139L129 136L131 137V138H129V139H131L132 141L128 140V143L131 142V144H128L127 142H126L127 144L124 143V145H123L124 147H122V148H124V149H122V151H121V148H120V151H121V152L118 150V149H119V146H118V147L116 146L117 148L115 147L117 150H115V148H112V147H111V149H114V150H115V153H117V154H116V155H115V153L112 154V151H114V150H110V155H108V153H107V155H108L109 157H108L107 155H105L106 153L103 151V148H102V153H101L102 155H101V157H99V159H101V161H102V160H103V161L106 160V159L104 158L105 156H106V158H107V157L110 158L109 161H108V159H107V161H108L109 163H110V160H112V162H114L113 160H114L115 158H117V160H116L115 162H118L119 160H122L121 165L119 164V166H121V167H118V168H117V165H116V167H115V165H112L113 163H110V164H108V166H106V165H107V163H105L106 161H105V162L102 161V164H101L100 161H99L98 166L96 167V168L98 169L97 171L99 172V174L97 173V174H98L97 177H98V178H101V179H100L101 183H102V181H103V182L106 181V182L104 183V186L101 184V185L103 186V187H101V188H106V187H107L109 190H110V189L114 190L113 185L117 188L118 184H121L122 182L125 183V182H127L128 180H130V179H133V180H135V178L137 179V178L139 177L138 175H140V178H142L141 176H142V174H143L144 171H145V170H144V167L147 169V170H146L147 172H149V173L151 172V173H152V172H153V171H152L153 169L150 168V166H152V167H153V166H156V165H154V164H155V160H154L155 154H154V152H152L153 150H151V149L148 151V153L151 151L150 153H151V154L153 153V155H154L153 157H151V154L148 155V153H147L146 155H148V157H147V156H146V157L144 156V158L141 157V158H142L141 160L139 159V158H140V157H139L140 154H142V153L145 154V152H142V151H145V150H146V149H144V147L142 148L143 150L138 148V147L140 146L139 144H140L141 141H142L141 138H142V139L145 138L144 133L142 132V134H141V130H140V133H139V131L137 130V128L135 129V130H137V131H135L134 129H133V131H132V129H130V130L127 132V130L125 129L126 127H124L125 125H124V126H121L122 123H120V122L117 124V126H115ZM119 124H120V125H119ZM136 124H137V123H136ZM136 124H135V125H136ZM18 125H19V126H18ZM35 125H36V127H37V133H36V134H35V132H34V131H35V130H34V126H35ZM2 126H4V128H3ZM17 126H18V127H17ZM30 126H31V127H30ZM59 126H60V127H59ZM120 126H121V129H123V130L120 129ZM11 127H12V128H11ZM19 127H21V128H19ZM32 127H33V128H32ZM38 127H39V128H38ZM40 127H41V128H40ZM58 127H59V128H58ZM116 127H117V128H116ZM5 128H6V129H5ZM7 128H9V129H7ZM43 128H44V129H43ZM73 128H74V129H73ZM2 129H4V131H3ZM12 129H13V131H11ZM40 129H41V130H40ZM42 129H43V131H42ZM57 129H58V130H57ZM59 129H60V130H59ZM62 129H64L66 132H65L64 130H62ZM124 129H125V130H124ZM27 130H28V131H27ZM67 130H69V131H67ZM120 130H121V133H120ZM2 131H3V133H2ZM6 131H7V132H6ZM8 131H9V132H8ZM18 131H19V132H18ZM38 131H39L40 133H41V131H42V133H44V134H40V133L38 134ZM62 131H64L65 133L68 132L67 134L70 133V135H67V134H65V133H62ZM123 131H124V132H123ZM131 131H132V132H131ZM11 132H12V133H11ZM24 132H26V134H28V135H26ZM112 132H113V133H112ZM117 132L120 133V134H118ZM129 132H131V133H129ZM137 132H138L139 135L141 134L143 137H142V136H139V135L137 136V135H136ZM16 133H18V134H16ZM59 133H60V135H59ZM74 133H75V132H74ZM122 133H123V134H122ZM124 133H125V136H122V135H124ZM127 133H128V134H127ZM132 133H133L134 137H136L135 139H134V137L132 136ZM2 134H3V135H2ZM19 134H20V135L23 134L24 136H23V135L20 136ZM37 134H38V135H37ZM62 134H63V137H61ZM64 134H65L66 136H68V138H66V136H64ZM1 135H2V136H1ZM8 135H9V136H8ZM13 135H15V136H13ZM18 135H19L20 137H19ZM41 135H42V136H41ZM58 135H59V136H58ZM71 135H72V136H71ZM114 135H116V137H115ZM3 136H5V137H3ZM26 136H28L30 140H31V137H32V139H33L32 142H31L29 139L26 140ZM37 136H39L40 138H38ZM69 136H70V137H69ZM233 136H234V135H233ZM14 137L17 138V139H15ZM28 137H27V138H28ZM35 137L37 138V140H36ZM117 137H118V141H117V143H116V140H117V139H115V138H117ZM122 137H123V138H122ZM140 137H141V138H140ZM221 137H222V141H226V140L223 139V137H225V135H223V136H221ZM227 137H228V135L225 137V139H226ZM5 138H6V139H5ZM10 138H11V139L14 138L13 141H11ZM59 138H60V139H59ZM106 138H107V139H106ZM132 138L134 139V141H135V140L138 141V139H140L138 142L135 141L136 144L138 143V144H137L138 146H137L136 144L132 143V142H133V139H132ZM234 138H235V137H234ZM19 139H20V140H19ZM34 139H35L36 142L34 141ZM65 139H64V140H65ZM113 139H114V141H113ZM125 139H124V140H125ZM230 139H232L231 136H229L228 140H229L230 142H232L233 140L231 141ZM1 140H2V141H1ZM7 140H8L9 142H8ZM15 140H16V141H15ZM21 140H22V142H21ZM23 140L25 141V144H26V145H25V144H24V145H25L26 147L23 145V143H24ZM41 140H42V141H41ZM110 140H109V141H110ZM143 140H144V139H143ZM218 140H221V139H217V141H218ZM228 140H227V141H228ZM3 141H5V143H4L5 146H3ZM27 141H28V142H27ZM37 141L39 142V145H38V142H37ZM77 141H78V140H77ZM77 141H75V139L72 138V143H73V144H74V142H77ZM101 141H100V142H101ZM125 141H127V140H125ZM125 141H123V142H125ZM217 141H216V143H217ZM227 141H226L225 143L222 142V144H223V145H224V144L227 145V143H230V142H227ZM30 142L33 143V144H34V142L37 143L36 145L34 144L35 147L41 146V147H44V148H45V149L42 148L43 150H41V153H40V147H38V149L36 148V149L38 150V153H39L38 157H40V158H38V159L35 158V157H37V156H36V155H37V153H36V149L33 148V147H34V146H32L33 144L30 145ZM50 142H51V143H50ZM60 142H61V143H60ZM63 142H67V143H69L68 140H67V141L65 140V141H63ZM166 142L169 143L170 141L166 140ZM219 142H220V141H219ZM8 143H10V144H8ZM11 143H12L13 145H11ZM40 143H41V144H40ZM114 143H115V144H114ZM118 143H119V144H118ZM206 143H207V142H206ZM206 143H205V144H206ZM212 143H213V142H210V144H212ZM216 143H214V144L217 145ZM6 144H7V145H6ZM28 144H29V147L27 146ZM42 144H43V145H42ZM49 144H52V146L54 145V147H55L54 150H56V151H55V152H56L55 155H56V154H58V155L55 156V155L53 154V152H52V154H51V153H47V154H46V152H45L46 150H47V152H51V151H53V147H52V146L49 147ZM73 144L70 145V146L73 147V146H74ZM108 144H109V145H108ZM200 144L203 146V142L200 143ZM207 144L210 145L209 143H207ZM214 144L210 145V147H211V146L213 147ZM22 145H23V146H22ZM63 145H64V144H63ZM127 145H128L130 148L133 147V146H135L134 148H135L136 151L139 149V153H138V151L136 152V153H138V154H137V156H138V160H137V162L139 161V162H138V163H140L139 165H138L137 162H136V163H137V164H136L135 161H134V160L137 159V158H136V153H135V151H134V148L132 149V150L134 151V152H133L132 150H129L130 148H129V149H126V148H128ZM130 145H131V146H130ZM151 145L153 146V144H151ZM170 145H171V142H170ZM208 145H206L205 147L208 148ZM215 145H214L213 149L216 147ZM219 145L221 146V143H219ZM226 145H224V146L226 147ZM31 146H32V147H31ZM68 146H69V145H68ZM126 146H127V147H126ZM136 146H137V147H136ZM224 146H221V148H219L218 145H217L216 148H219V149H216V150H218V151H217V155H213V154L216 152L215 149H214V152L210 153L211 150L209 151V150H207V148L203 147V148L206 149L205 151H207V153L204 152V153H206L205 156H204V155H200V156H202L201 159H202L203 156H204V159H203L204 161L202 160V162H205L203 165H205V164L207 163V164L205 165V167L208 165V167H207V168H208V172H207V170H206V172H207L208 176H210V178H212V177H211V174L213 173V171L216 172V171L218 170L217 168H218L219 165L216 164V163H217V160H215V158L217 159V157L219 156L218 153H221V155L223 154L222 152L225 153L226 149H225V151L223 150V149H224ZM21 147H22V148H21ZM27 147H28V148H27ZM47 147H48L49 149H48ZM141 147H142V146H141ZM210 147H209V149H211ZM222 147H223V148H222ZM6 148L9 149V150H7ZM15 148H16V149H15ZM18 148H19V149H18ZM26 148H27V149H26ZM29 148H30V149H29ZM51 148H52V149H51ZM66 148H68V147H66ZM107 148H108V150H107ZM165 148L167 149V144H166ZM168 148H169V147H168ZM1 149H2V150H1ZM14 149H15V150H14ZM20 149H21V150H20ZM125 149H126L127 152L123 151V150H125ZM213 149H212V150H213ZM3 150H4V151L6 150V151H5V152H6L5 154L3 153V152H4ZM17 150H18V151H17ZM24 150H25V151H24ZM32 150H33V151H32ZM49 150H51V151H49ZM63 150H64V149H63ZM128 150L130 151V154H132V157L135 155L133 158H136V159H132V157H131L129 154H127V153H128ZM141 150H142V151H141ZM168 150H169V149H167V151H168ZM201 150H203V149H201ZM219 150H220V152H219ZM1 151H3V152L1 153ZM16 151H17L18 153H17ZM34 151H35V152H34ZM57 151H58V153H57ZM116 151H118V152H116ZM154 151H155V150H154ZM167 151L165 150V154H168V152H170V151H168V152H167ZM203 151H204V150H203ZM203 151H202V152H203ZM15 152H16V153H15ZM31 152H33V153H31ZM103 152H104L105 154H104ZM122 152H123L124 154H123ZM132 152H133V153H132ZM141 152H142V153H141ZM146 152H147V150H146ZM208 152L210 153V157H211V154H212V156H213V157H211L212 159L209 158V160H207V161H209V162H207V161H206V158H205L206 155H209ZM30 153H31V154H30ZM43 153H45L47 157H48V155H49L48 158H47V157H44L45 160L43 159V156H45V155H43ZM72 153H73V154H72ZM121 153H122V154H121ZM125 153H126V154H125ZM134 153H135V154H134ZM199 153H201L200 150H199L198 154H199ZM6 154H7V155H6ZM41 154H42L43 156H42ZM103 154H104L105 156H103ZM169 154H170V153H169ZM201 154H202V153H201ZM215 154H216V153H215ZM9 155H10V156H9ZM32 155H33V156H32ZM34 155H35V157H34ZM51 155H53V156H51ZM59 155H60V157H59ZM68 155H69V156H68ZM112 155H113V157H115V158L111 159L112 157H110V156H112ZM114 155H115V156H114ZM125 155H127V157H129V160H130L129 163H132V164H131V167H132V169H133L132 175H133V174H134V175H137V174H138V175H137L138 177H135V178H134V176L131 175L130 171H132V169H130V168H131L130 166H129L130 168L127 169L128 175H127V172H125L126 170H125L123 164H124V163H127V162L129 161L128 158H127ZM128 155H129V156H128ZM221 155H220V156H221ZM102 156H103V157H102ZM140 156H141V155H140ZM142 156H143V155H142ZM200 156H199V157H200ZM215 156H217V157H215ZM2 157H5L6 159H2ZM8 157H9L10 159H9ZM13 157H16V158L19 160V162H18V160H16V159L13 158ZM41 157H42V158H41ZM124 157H125V158H124ZM199 157H198V158H199ZM7 158L10 160L11 163H9V160H8ZM12 158H13V159H12ZM33 158H34V159H33ZM46 158H47V159H46ZM52 158H53V159H52ZM57 158H58L59 160H58ZM60 158H61V159H60ZM103 158H104V159H103ZM126 158H127V159H126ZM146 158H148V159H146ZM150 158H151L152 160H151ZM213 158H214L215 162H213V166H212L213 169L211 168V169L213 170V171H212V170H209V166L211 167V165H209V164H212V161H211V160H213ZM14 159L17 161V163H16V161H14ZM29 159H32V160H29ZM39 159L42 160V161H40ZM48 159H49V160H48ZM50 159H52V160H50ZM124 159H126V160H124ZM143 159H144V161L146 160V161H145V162H146V166H149V167H146V166L142 167V166L145 164V163L143 162ZM199 159H200V158H199ZM201 159H200V162H201ZM33 160H34V161H33ZM46 160H48V162H47ZM61 160H62V161H61ZM153 160H154V161H153ZM214 160H213V161H214ZM12 161H13V162H12ZM26 161H27V162H26ZM31 161H32V162H35V161H36V162L33 164V163H30ZM37 161H40L39 164L42 162L41 165H38V166H39L38 168H36V166H35V164L37 163ZM43 161H44V163H43ZM59 161H60V162H59ZM66 161H67L68 164L66 163ZM123 161H124V162H123ZM149 161H153V162H149ZM210 161H211V162H210ZM14 162H15V163H14ZM22 162H23V163H22ZM49 162H51V164H50ZM58 162H59V165H58ZM62 162H63V163H62ZM115 162H114V163H115ZM141 162H142V163H141ZM4 163H5V164H4ZM48 163L50 164L49 168H48V165H49ZM60 163H62L63 165L60 164ZM103 163H104V164H103ZM129 163H128V164H129ZM134 163H135V164H134ZM147 163H151L152 165L147 164ZM214 163L217 165V168H216V165H215ZM6 164H10V165H6ZM65 164H66L68 167L65 166ZM128 164H127V165H128ZM141 164H142V165H141ZM0 165H1V164H0ZM12 165H13V166H12ZM51 165H52L53 167H52ZM60 165H61L63 168H62ZM102 165H103L105 168H104ZM109 165H110V166H109ZM134 165H135V167H133ZM136 165H138V166H136ZM140 165H141V167H142V169H143L144 171L141 169ZM199 165H200V164H199ZM214 165H215V166H214ZM6 166H7V168L9 167V169H7ZM22 166H23V167H22ZM24 166H25V167L27 166V167L25 168ZM112 166H113V167H112ZM13 167L16 168V169H14ZM33 167H34V168H33ZM50 167H51V168H50ZM59 167H61V168L63 169V171H65V172H62V169H60ZM66 167H67V168H66ZM111 167H112L113 170H115L114 172H116L117 174L113 172V170L111 169ZM136 167H138V169H137ZM219 167H220V166H219ZM22 168H23V169H22ZM64 168H65V169H64ZM119 168H121V170L123 169L122 171H123L124 173H126L125 176H129V175H130V176H132V177H130V178L128 177L127 179L125 178V181H124V180L122 181L121 179H124L125 176L123 177V176L121 175L122 172H121V173L119 172V170H120ZM135 168H136V169H135ZM156 168L158 169V167H156ZM207 168H206V169H207ZM214 168H215V169H214ZM18 169H19L20 171H19ZM21 169H22V170H21ZM25 169H26V170H25ZM31 169H33L34 172H35V170H36L37 173L35 172L36 174L33 173V174H35V175H33V174L31 173V172H33V171H30ZM40 169H41L42 171H41ZM56 169H58V170H56ZM75 169H76V170H75ZM104 169H105V172H106V173L104 172ZM148 169L151 170V171H149ZM154 169H155V167H154ZM157 169L154 170V171H155V173H153L154 175H155L156 173H159V172L157 171ZM169 169H170V168H169ZM11 170H12V171H11ZM53 170H54V172H53ZM74 170H75V171H74ZM111 170H112V171H111ZM116 170H117L118 172H117ZM121 170H120V171H121ZM124 170H125V171H124ZM129 170H130V171H129ZM141 170L143 171L142 173H141V172H138V171H141ZM220 170H221V168H220ZM220 170L217 171V172H218V175H217L218 177L215 175L217 172L214 173V175L212 174V176H216V181H218V180L222 181L221 179L224 178V175H225V174H224V175L222 174L223 177H221V178L219 179V176L221 175V174H220V173H221ZM7 171H8V172H7ZM27 171H28V172L30 171V172L28 173ZM44 171H45V172H44ZM146 171H145V173H147ZM156 171H157V172H156ZM168 171H169V170H168ZM209 171H211V173H209ZM221 171L224 172L223 169H222ZM12 172H13V173H12ZM18 172H19V173H18ZM43 172H44V173H43ZM57 172H58V173H57ZM91 172L94 173V170L91 171ZM103 172H104V174L108 177V179L111 180L110 183L112 182L113 185L110 186V183H108V182H109L108 179H107V180H104V178H105L106 176H103V177H102V175H103L102 173H103ZM111 172H112V174H111ZM219 172H220V173H219ZM11 173H12V174H11ZM23 173H25V174L22 175ZM54 173H55V176H54ZM63 173H64V174H63ZM65 173H66V174H65ZM70 173H73V174H70ZM74 173H75V174H74ZM118 173H120V174L118 175ZM124 173H123V175H124ZM139 173H141V174H139ZM151 173H150V174H151ZM5 174H7V175H5ZM67 174H69V175L67 176ZM147 174H148V173H147ZM27 175H28V177H27ZM36 175H38V176H36ZM40 175H41V176H40ZM56 175H57V176H56ZM73 175H77V176H78L77 180H75V179H76L75 177H77V176H73ZM91 175H94V174L91 173ZM111 175H112V176H111ZM120 175H121V176H120ZM144 175H145V174H144ZM158 175H159V174H157L155 177H157ZM4 176H5V177H4ZM34 176H35V177H34ZM44 176H45V177H44ZM60 176H61V177H60ZM70 176H71V177H70ZM85 176H87V174H86ZM94 176H96V175H94ZM116 176H117V179H118V180L115 179ZM146 176H147V175H146ZM6 177H8L9 179H5ZM13 177H15L16 179L13 178ZM17 177H18V178H17ZM26 177H27V179L24 180V178H26ZM38 177H39V178H38ZM40 177H41V178H40ZM55 177H56L57 180L54 179ZM59 177H60V178H59ZM67 177H68V180H67ZM79 177H81V178H79ZM113 177H114V178H113ZM144 177H145V176H144ZM155 177L152 178V180L154 181V183L156 182ZM28 178H29V179H28ZM34 178H35V179H34ZM43 178H44V179H43ZM140 178H138V179H139V181H138V182H139V183H138L139 187L136 185V183H135L134 185H135L136 187L142 189V187H140V183L143 182V181L146 180V179L142 178V181H141ZM148 178L150 179L151 177H148ZM157 178H158V177H157ZM62 179H63V181H64V179H66V181H68L69 185H70V183H71L72 188H70V190H69V188H68V190H66V191H64V190H59L60 188L57 189V186H58V185H59V187L62 186ZM138 179H137V180H138ZM143 179H144V180H143ZM15 180H16L17 184H16V182H14ZM40 180H41V181H40ZM51 180H52V181H51ZM53 180H54L55 182H54ZM73 180H75L76 182L74 181L75 183H73ZM126 180H127V181H126ZM214 180H215V177L213 178L212 181H214ZM10 181H11L13 184L15 183L14 185H17V186L14 187L13 185H11V186H13L14 188H13V187H10V186L8 185ZM45 181H46V182H45ZM57 181H58V183H57ZM59 181H60V184H61V185L59 184ZM107 181H108V182H107ZM120 181H122V182H120ZM135 181H136V180H135ZM146 181H147L146 183H147V185H148V186H146V188H147V187L149 188L150 186H152L151 184H152L153 182L151 183V181H149V182L151 183V184H149L148 180H146ZM220 181H218V183H217L218 186H219V184H222V185L224 184V186H225V182L223 183V181H222L221 183H219ZM43 182H44V185H45L46 187H47L49 184H50V185H49L50 188L53 187V186H56V190H58V191H57L58 194L56 193V190H55V189H54L53 192L49 189L50 191H47V192H48V193H47V192H46L47 189H45L46 187H44ZM50 182H51V183H50ZM29 183H30V184H29ZM107 183H108V184H107ZM144 183H145V181L143 182L142 185L145 187L146 184H144ZM154 183H153V186L155 185ZM213 183H215V182H213ZM18 184H19V185H18ZM27 184H28V185H27ZM53 184H54V185H53ZM55 184H56V185H55ZM57 184H58V185H57ZM73 184H75V186H74ZM116 184H117V185H116ZM217 184H216V185H217ZM20 185H21V187H18V186H20ZM105 185H109V187H108V186L105 187ZM134 185H133V188H134ZM142 185H141V186H142ZM222 185H221V186H222ZM1 186H2V187H1ZM7 186H8V187H7ZM31 186H32V188H31ZM36 186H37V187H36ZM41 186H42V187H41ZM212 186H213V184H212ZM218 186H216V188H217ZM6 187L8 188V191H7V188H6ZM33 187H34V190H33ZM110 187H111V188H110ZM136 187H135V188H136ZM144 187H143V190H144ZM219 187H220V186H219ZM222 187H223V186H222ZM222 187L219 188V191H221V192L223 193L224 191L221 189ZM225 187H226V186H225ZM4 188H6V189H4ZM9 188L11 189L12 192L9 190ZM15 188H16V189H15ZM20 188H21V190H20ZM53 188H55V187H53ZM107 188H106V189H107ZM146 188H145L144 191L146 192V191L148 190V192H147V195H148V193L150 192L151 187H150L149 189H147V190H146ZM17 189H18V190H17ZM72 189L75 190V191H73ZM78 189H79V188H78ZM108 189H107V190H108ZM213 189H214V188H213ZM220 189H221V190H220ZM223 189L225 190V192H227L225 188H223ZM15 190H17V192H19V193H17ZM43 190H45V191H43ZM109 190H108V195H110V194H109ZM115 190H117V189H115ZM115 190H114V191H115ZM137 190H140V189H137ZM151 190L153 191L154 189H151ZM214 190H215V189H214ZM217 190H218V188H217ZM4 191H5V192H4ZM6 191H7V192L10 191V192H9L8 194H6V196H5V193H7ZM22 191H23V192H22ZM29 191H30V192H29ZM59 191H60V192H59ZM63 191H64V194H63ZM67 191H69V193H73V194H74V195H73V194H70V195H69L70 197H72V198H70V199H72V200L70 201V204H69L70 206H71V203H72L73 199L77 196L76 194H79V196H78L79 198H80V196H81V198L84 199L83 201L81 200L83 203H79V202H81V201L78 202V200H77V202H75L76 199H74L75 201H73V203H74V204L76 203L75 205H77V203H79V206L77 205V207H76L75 209H77V208H78V209L75 210V211L73 212V211H71V210H74L73 207H74L75 205L72 206V208L69 207V208H70V210H69L68 208H63L64 206L62 207V205H64V203L62 204V202H61L60 204H62V205H59V208H60V209L63 208V210H64V209H67L66 212L68 213V215H66V212H64L65 210H64V211H60L61 213L64 212L65 214L63 213L61 216L59 215L58 218H57L58 215H55V214H54L55 217H53L52 213H51V214L49 213L51 216H48V215H47V216H48V220H49V222H47L48 226H47V224H46V221L41 220V222L39 221V224H41V223H42V224L45 223V225H40V227H39V224H37V223H38L37 218H38V219H39V218L43 219V218L37 216V213H38V212L36 211V210H37L36 208L38 207V209H39V205H40V207H41V205H42V207L44 208V207H46V206L49 204V205H48L49 207L47 206V209L49 208L47 211L53 210L52 208L54 207V205H52V204H53L54 202L56 203L55 205L59 204V203H57V201H56L55 199L59 198L60 196H56V195H61V197L64 198V197L67 196V194H68ZM71 191H72V192H71ZM77 191H79L80 193L77 192ZM100 191H101L102 193H101ZM152 191H151L152 196L150 195L151 193H149V195H148L149 198H147V199L149 200V199L152 197L153 199L151 198V200L154 201V197H155V196H154L153 194H154L155 191H153V192H152ZM219 191H218V193H219ZM31 192H32V193H31ZM37 192H38V193H37ZM42 192H43V193H42ZM49 192H50V195L53 194V193H55V196H54V195H51V197H50V196H49ZM66 192H67V193H66ZM75 192H77V193H75ZM103 192H104V193H103ZM225 192L223 193V196H221L220 198L223 197V198L228 199L227 197H229V199H228V200H229V201H228L229 204H226V205L224 204V205H223L224 207H227V209H224L223 206H222V209H223L224 211H228V210H229L228 207L231 208V207L233 206V205H232V206H230V205H231L232 203H234V201H232V200H234V197H233V196H234V193L232 192L231 194H228V193H225ZM14 193H15V194H14ZM16 193H17V194H16ZM21 193L23 194V196H22ZM24 193H25V194L27 193V194H26L27 196H26ZM82 193H83V194H82ZM222 193H220V195H222ZM2 194H3V195H2ZM11 194H13V195H11ZM36 194H37V196H36ZM65 194H66V195H65ZM86 194H87V195H86ZM97 194H98V195H99V194H101V195H102V194H104V195L106 194V197L103 195V197H104L105 200L102 199L103 197H100L101 195H99L98 199H99V198L102 199V200H100V199H99V200H100V201H104V202H105L104 204L108 205L109 208H108V206H107V207H104V206H106V205H104V204L101 203L99 200H97V196H98ZM7 195H8V196H7ZM10 195H11V196H10ZM20 195H21V196H20ZM28 195H29L30 197H29ZM41 195H42V196H41ZM43 195H44V197H43ZM45 195H46V196H45ZM72 195L75 196V197H73ZM84 195H86V196H84ZM226 195H229V196L226 197ZM13 196H15V197H13ZM25 196H26V197H25ZM33 196H34V198H33ZM48 196H49V198H48ZM52 196H53L55 199L53 198L54 200L52 199V202H51V200L49 201V199H51ZM89 196H90V197H89ZM224 196H225V197H224ZM230 196H232L233 199H232ZM4 197H5V198H4ZM22 197H23V198H22ZM40 197H41V198H40ZM56 197H57V198H56ZM46 198H48V199H46ZM76 198H77V197H76ZM88 198H87V199H88ZM7 199H8V200H7ZM9 199H10V202H9ZM27 199H28V200H27ZM39 199H40V202H39ZM231 199H232V200H231ZM6 200H7V201H6ZM42 200H43L44 202H43ZM59 200L61 201V198H60ZM221 200H222V199H221ZM221 200H220V202H221ZM224 200H225V199H223V201H224ZM13 201H15V202H13ZM33 201H34V203H33ZM35 201H36V202H35ZM41 201H42V202H41ZM46 201H47V202H46ZM53 201H54V202H53ZM60 201H58V202H60ZM62 201H63V199H62ZM87 201H88V203L90 202L89 200H86L85 203H86ZM226 201H227V200H226ZM226 201H225L224 203H226ZM230 201H232V203H230ZM49 202H50V203H49ZM149 202H150V204L152 205V203H151L152 201L149 200ZM15 203H16V205L14 206ZM28 203H29V204H28ZM32 203L37 205V207H35V210H34V208H33L35 205H32ZM73 203H72V205H73ZM90 203H91V202H90ZM90 203H89V204H90ZM144 203L146 204V202H144ZM144 203H143V204H144ZM221 203H223V202H221ZM221 203H220V204H221ZM43 204H44V205H43ZM45 204H46V205H45ZM50 204H51L52 206H50ZM86 204H87V203H86ZM101 204H103V207H100ZM28 205H29V206H28ZM110 205H111V206H110ZM227 205H228V206H227ZM10 206H11V207H10ZM13 206H14V207H13ZM132 206H135V203H134ZM12 207H13L14 209H13ZM15 207H16V208H15ZM42 207H41V208H42ZM99 207H100V208H99ZM10 208H11V209H10ZM29 208H30V209H29ZM32 208H33V209H32ZM79 208H80V209H79ZM137 208H139V207H137ZM145 208H147V207L145 206ZM5 209H6V211H4ZM12 209H13L14 211H15V209H16V211L19 209V210L17 211V212H19V215H18L19 217L16 216L18 213H17V214L15 213V215L13 214L14 211H13ZM26 209H27V210H26ZM8 210H9L10 213H11L10 210H12V214L9 215ZM21 210H22V211H21ZM24 210H25V211H24ZM32 210H33L34 212L30 215L29 212H31ZM68 210H69V211H68ZM99 210H98V212H99ZM123 210H124V209H123ZM23 211H24V213H23ZM78 211H79V213H78ZM35 212H37V213H35ZM60 212H59V214H60ZM110 212H111V213H110ZM144 212H145V211H144ZM5 213H7V214H5ZM25 213H26L27 215H26ZM34 213H35L36 216L34 215ZM147 213H148V212H147ZM23 214H25L26 216H23ZM123 214H124V213H121V214H120L121 219L123 218V216H122ZM5 215H6V216H5ZM28 215H29V216H28ZM32 215H34V216H32ZM69 215H70V216H69ZM79 215H80V214H79ZM79 215H78V216H79ZM105 215H103L102 218H104ZM147 215H149V214H147ZM147 215L145 214L146 217H147ZM3 216H4V217H3ZM22 216H23V217H22ZM31 216L34 217V218H31ZM62 216H63V217H62ZM64 216H66V217H64ZM68 216H69V217H68ZM71 216H72V217H71ZM73 216H74V217H73ZM78 216H76V217H78ZM5 217H6V219H8V222H9V223L7 222L8 225H5V221H6ZM8 217H10V219H9ZM26 217H27V218H26ZM36 217H37V218H36ZM49 217H50V218H49ZM67 217H68V218H67ZM80 217H81V215H80ZM229 217H230V216H229ZM15 218H16V219H15ZM20 218H21V220H22V219H23V220L21 221ZM28 218H29V219H28ZM51 218H52V219H51ZM60 218H61V219H60ZM73 218H74V219H73ZM24 219H25V220H24ZM27 219H28V220H27ZM30 219H31V220L34 219V221H33V220L31 221ZM53 219H54V220H53ZM67 219H68V220H67ZM71 219H73V220H71ZM123 219H124V218H123ZM9 220H10V221H9ZM12 220L14 221V223H12V222H13ZM29 220H30V221H29ZM35 220H36V222H37L36 224L34 223ZM57 220H58V221H57ZM147 220H148V219H147ZM24 221H25V222H24ZM42 221H43V222H42ZM68 221H69V223H68ZM79 221H80V220H79ZM104 221H105V222H104ZM138 221H140V222H138V224L133 225V226H130V227L132 228V231H133V232L135 231L134 233L131 232L132 234H134L133 239H134V240H137V239H138V236H140V237H143V236H144V237H146V238L143 237V239H146V240L149 239V240H150V239H151V236H154V235H152V230H153V228H150V230H149V228H148V230L146 229V230H147V231H146V230L144 229V227L147 228V226H148V227H151L152 225L149 224V222H147L146 220H143V219H142V221H141V220H138ZM144 221H145V223H144V225L141 227V225L143 224ZM30 222H31V224H29ZM54 222H55V223H54ZM70 222H71V224H72V222H73L74 224L70 225ZM106 222H107L108 225H111L112 227H111V226H108V225L106 224ZM112 222H113V223H112ZM146 222H147V223H146ZM10 223H11V224H10ZM13 224H14V225H13ZM16 224L18 225L17 228H15V227H16ZM21 224H22V225H21ZM25 224H26V225H25ZM28 224H29L30 226H29ZM32 224H33V225H32ZM68 224H69V226H67ZM75 224H77V226H74ZM104 224H105V225H104ZM139 224H140V225H139ZM147 224H149V225H147ZM27 225L29 226L28 228H27ZM85 225H87V223H85ZM106 225H107V226H106ZM119 225H120L121 227H120ZM146 225H147V226H146ZM9 226H10V227H9ZM11 226H12V229L14 228V229H13L14 233H12L13 235L15 234V231L19 232V234H18L17 232H16L17 235L15 234L16 236H19V237H17V239L19 238V240H17V239L14 240V238H12L13 235H12V237L10 238L11 241H10V239L8 240L9 235H8L7 239H5V238H6V237H5V236H6L5 234L10 233V235H11V231H12ZM37 226H38V227H37ZM41 226H45V227L41 228ZM65 226H66V227H65ZM97 226H99V227H97ZM117 226H118L119 228H121V229H117V231L115 232L114 230H116L115 227H117ZM21 227H22V228H21ZM25 227H26V228H25ZM32 227H33V229H32ZM35 227H36V228H35ZM64 227H65V228H64ZM68 227H69V228H68ZM74 227H75V228H74ZM118 227H117V228H118ZM30 228H31V229H30ZM34 228H35V230L38 228L36 231H38V234H39L40 236H39L37 233H35L36 231H34ZM48 228H49V229H48ZM73 228H74V229H73ZM109 228H111V229H109ZM114 228H115V229H114ZM142 228H143V229H142ZM6 229H9V230L6 231ZM10 229H11V230H10ZM15 229H16V230H15ZM25 229H26V230H25ZM27 229H29L30 231L27 230ZM40 229H41V230H40ZM43 229H44V230H43ZM52 229H53V230H52ZM68 229H69V230H68ZM72 229H73V230H72ZM108 229H109V230H108ZM113 229H114V230H113ZM151 229H152V230H151ZM24 230H25V234H23V231H24ZM32 230H33V231H32ZM49 230H50V231H49ZM103 230H104V233L106 232L105 234H103ZM110 230L114 231V232L111 231L110 233H114L116 236H113L114 234H111V235H112V236H111L110 233H107V232L110 231ZM5 231H6V232H5ZM13 231H12V232H13ZM51 231H52V232H51ZM54 231H55V232H54ZM64 231H66V232H64ZM100 231H102L101 234H100ZM144 231H145V232H144ZM148 231H150V232H148ZM26 232H27V233H26ZM29 232H30V233H29ZM32 232H33V233H32ZM40 232H41V233H40ZM50 232H51V233H50ZM72 232H73V233H72ZM117 232H118V233H117ZM119 232H122V233H124V234L122 235V233H119ZM3 233H4V234H3ZM46 233H47V234H46ZM92 233H93V235H91ZM116 233H117V234H116ZM136 233H137V237H136V235H135ZM150 233H151V235H150ZM1 234H2V235H5V236H4L5 238H4ZM30 234H32L33 237H32V235H30ZM43 234H44V235H43ZM49 234H50V235H49ZM67 234H68V235H67ZM72 234H76V236H75V235H72ZM102 234H103V236L100 237ZM119 234H120V235H119ZM22 235L24 236V239L22 238V237H23ZM26 235H28V236L30 235L31 237L29 236L30 238L28 239V237H27ZM35 235H36V236H35ZM37 235H38V237H41V238L38 239ZM47 235H48V236H47ZM80 235H82V234L80 233ZM90 235H91V236H90ZM96 235H97V236L99 235L98 239L96 238ZM105 235H108V236L105 237ZM118 235H119V236H118ZM142 235H143V236H142ZM20 236H21V237H20ZM42 236H43V237L45 236V237L43 238ZM68 236H69V237H68ZM128 236L130 237V235H128ZM25 237H26V238H25ZM50 237H51V238H50ZM67 237H68V238H67ZM71 237L74 238V239H76L77 242H75L76 240L73 241L74 239H72ZM80 237H81V238H80ZM109 237H110V238H109ZM131 237H132V236H131ZM134 237H135V238H134ZM3 238H4V239H3ZM15 238H16V237H15ZM31 238H32V239H31ZM35 238H37V239H35ZM69 238H70V240H68ZM77 238H79L80 240H78ZM100 238H101V239H100ZM103 238H104L105 240H104ZM152 238H153V237H152ZM20 239H21V241H20ZM30 239H31V240H30ZM33 239L36 240V242H34V243H37V245H39V244L41 245V243L43 244V243H46V242H47V243H46L47 246H46V244H45V246H42V245H41L40 247H38L36 244H35V245L33 244V242H32ZM43 239H44V240H43ZM45 239H46V240L49 239L50 242H49L48 240L46 241ZM85 239H84V240H85ZM99 239H100V241H102V244H101L100 241H98ZM119 239H120V238H119ZM119 239H118V241H119ZM139 239L142 240L141 238H139ZM139 239H138V240H139ZM5 240H6V241H5ZM27 240H28V241H27ZM37 240H38V241H37ZM42 240H43V241H42ZM67 240H68V241H67ZM84 240H83V241H84ZM96 240H97V243H96ZM112 240H111V241H112ZM13 241H16V242H13ZM18 241H20V242H18ZM29 241L32 242L31 244H32V246H33V245L35 246L36 250H35L34 247H32V246L30 245V242H29ZM33 241H34V240H33ZM65 241H66V242H65ZM78 241L80 242L79 244H78ZM87 241H88V239H86V241H84V242H82V243H84V245H88V243L90 244V241H88V243L85 244V242H87ZM103 241H104V242H103ZM143 241H144V240H143ZM152 241H153V240H152ZM23 242H24V243H23ZM27 242H29L28 245H29L31 248H33V249H31V250H33V252L35 251V252H34L35 254H36V252H37L36 255H34L33 252H31V253L29 252V251H31V250L29 249V246L27 245ZM40 242H41V243H40ZM51 242H52L55 246L52 245ZM68 242H70V243H71V242H73V243L75 242V243L77 244V247H75V246H76V245H74L75 243H74V244L72 243V244H73V245H72V244H69ZM92 242H91V243H92ZM99 242H100L101 245L99 244ZM112 242H113V241H112ZM114 242H117V241L114 240ZM5 243H4V244H5ZM38 243H39V244H38ZM50 243H51V244H50ZM66 243H68V245H66V246H68L69 248H70L71 245H72V247L74 246L75 248H74V247H73V248H74L75 251L73 250V248H72V250H73V251H72L71 249H69L68 247H66V246H65ZM103 243H105V244H103ZM24 244H25V245H24ZM48 244H49V245H48ZM92 244H94V243H92ZM106 244H107V245H106ZM5 245H6V244H5ZM8 245H6V246H8ZM11 245H12V247H13V244H11ZM11 245H9V246H11ZM60 245L62 246V249H65V251H66V252L68 251V252H67V253H66V252H63V251L61 252L62 249L60 248V247H61ZM69 245H70V246H69ZM97 245H96V246H97ZM102 245H106V246H102ZM2 246H3V244H2ZM16 246H17V245H16ZM16 246H14V247H16ZM99 246H102V248H101L102 250L100 249ZM4 247H5V246H4ZM14 247H13V249L16 250L17 247H16V248H14ZM44 247H45V248H44ZM105 247H106V249L104 250ZM2 248H3V247H2ZM2 248H1V244H0V251L2 250ZM5 248H6V247H5ZM10 248H11V247H10ZM10 248H9V249H10ZM18 248H19V247H18ZM18 248H17V253H18V251H21V248H19V249H18ZM39 248H40V250H39ZM42 248H44L45 250H42ZM55 248H54V249H55ZM58 248H59V251H58ZM67 248H68V249H67ZM13 249H12V252H10L11 249L8 250V248H6V250L9 252L8 254H10V255L15 254L14 252H16V251L13 250ZM27 249H28V250H27ZM52 249H53V248H52ZM60 249H61V250H60ZM76 249H77V251H76ZM6 250H5V251H6ZM41 250H42V251H41ZM70 250H71V251H70ZM2 251H4V249H3ZM5 251H4V252H5ZM7 251H6V254H7ZM38 251H39V252L41 251V252L39 253ZM49 251H45V252H49ZM102 251H105L106 253L104 252L105 254H103ZM108 251H109V249H108ZM21 252L23 253V250H22ZM21 252H19V253H21ZM26 252H27V254H26ZM74 252H76V253H74ZM101 252H102V253H101ZM109 253H110V252H108V254H109ZM29 254H30V255H29ZM41 254H40V256H41ZM100 254H99V255H100ZM15 255H17V254H15ZM106 255H107V254H106ZM21 256H23V255H21ZM21 256L18 255V256H16V257H17V258H22ZM107 256H108V255H107ZM25 257H24V258H25ZM29 257H28V258H29ZM104 257H106V256H104Z\"/></svg>",
	"mask_w": 264,
	"mask_h": 264
}]
</instances>
